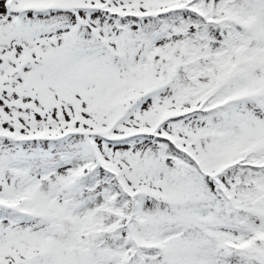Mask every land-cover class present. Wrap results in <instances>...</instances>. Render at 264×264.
<instances>
[{"label": "snow or ice", "instance_id": "6c2138e0", "mask_svg": "<svg viewBox=\"0 0 264 264\" xmlns=\"http://www.w3.org/2000/svg\"><path fill=\"white\" fill-rule=\"evenodd\" d=\"M0 264H264V0H0Z\"/></svg>", "mask_w": 264, "mask_h": 264}]
</instances>
